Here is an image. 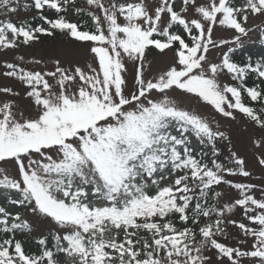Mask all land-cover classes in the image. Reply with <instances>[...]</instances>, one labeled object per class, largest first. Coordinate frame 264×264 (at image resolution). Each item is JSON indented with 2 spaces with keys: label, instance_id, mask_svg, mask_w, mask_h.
I'll return each instance as SVG.
<instances>
[{
  "label": "snow or ice",
  "instance_id": "6c2138e0",
  "mask_svg": "<svg viewBox=\"0 0 264 264\" xmlns=\"http://www.w3.org/2000/svg\"><path fill=\"white\" fill-rule=\"evenodd\" d=\"M70 8L86 19L68 20ZM22 9L41 23L13 22ZM0 11L3 52L58 32L91 59L2 65L20 88L0 86V264H264V184L235 179L253 175L245 158L224 156L230 137L183 106L243 118L264 169V55L237 59L251 33L264 40V0H0Z\"/></svg>",
  "mask_w": 264,
  "mask_h": 264
},
{
  "label": "rangeland",
  "instance_id": "374dc122",
  "mask_svg": "<svg viewBox=\"0 0 264 264\" xmlns=\"http://www.w3.org/2000/svg\"><path fill=\"white\" fill-rule=\"evenodd\" d=\"M25 0H22V3ZM27 2H31V0H27ZM85 4V0H77V6L83 7ZM50 12V11H49ZM37 12L35 10L24 11L23 9L17 13L12 14L10 18L13 22L19 24L21 22H28L31 18L36 17ZM79 16L75 14L74 9L69 10L67 14V18L75 21ZM5 15L2 11H0V19H5ZM263 43L264 40L261 39L259 32H253L250 34V39L246 43V45L253 43ZM24 56L25 60L22 64L27 69L30 70H51L53 68V62L55 59H60L62 65H67L69 62L79 63L81 66L87 61L91 62L90 57L88 56L86 48L79 45L77 42L72 41L70 38L58 33L53 38H48L41 36L40 41L31 45H21L19 49L15 51L3 52L0 50V72L3 71L2 65L5 61L13 62L16 61L17 57ZM214 56H218L219 53H214ZM264 55V52H263ZM255 58H259V55L254 56ZM35 59H40L43 61L41 65H35L30 63ZM166 63V60H161L160 58L155 59V63L153 65V71H156L160 67H163ZM45 65L47 68L45 69ZM131 72V69H130ZM227 79V78H225ZM129 80H131V76H129ZM231 82V81H229ZM12 86L14 88L19 89L20 85L10 78H5L0 75V86ZM27 102H22V106ZM183 106L190 108L192 110L197 111L198 113L204 115L209 118L213 122V127L218 123L221 127V130L225 131V133L230 137L231 143L229 144L227 141L222 142L219 146L224 154L227 156L228 149L237 152L240 156L245 158L248 168L252 171L253 175L251 178H240L237 177V180H245V182H252L255 184H264V169H261L256 163V156L258 154V150L254 148L252 143V138L254 135H258L259 133L254 131L250 124H247L243 118L238 116V120L236 122L230 121L226 118H222L219 114L214 113V110L211 109V106L205 105L202 102H197L195 99L184 100ZM229 195L234 196L235 193L231 192V190H227ZM259 195V193H257ZM240 213H236V218H239ZM39 231H43V227L38 226ZM230 231L233 235L236 234V229L232 228ZM225 243L235 244L236 241L234 239L225 240Z\"/></svg>",
  "mask_w": 264,
  "mask_h": 264
},
{
  "label": "trees",
  "instance_id": "16d2710c",
  "mask_svg": "<svg viewBox=\"0 0 264 264\" xmlns=\"http://www.w3.org/2000/svg\"><path fill=\"white\" fill-rule=\"evenodd\" d=\"M45 14L51 18V14H49L47 12H45ZM82 19H86V18L80 17V19H76L75 21L82 20ZM28 23L36 25V24L41 23V21L39 20V18H37V19H31V21H29ZM56 34H58V32ZM263 50H264L263 46H261V50H260V46H253V47L252 46H246L245 50L240 54V56L243 58V56L246 55L247 53H252V54H254V56L260 55V53H261L260 51H263ZM31 247H34V245Z\"/></svg>",
  "mask_w": 264,
  "mask_h": 264
}]
</instances>
